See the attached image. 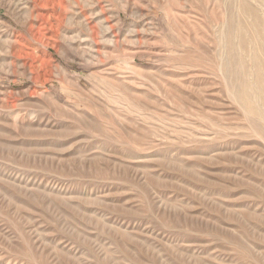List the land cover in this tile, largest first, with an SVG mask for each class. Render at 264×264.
I'll list each match as a JSON object with an SVG mask.
<instances>
[{
  "label": "rangeland",
  "instance_id": "rangeland-1",
  "mask_svg": "<svg viewBox=\"0 0 264 264\" xmlns=\"http://www.w3.org/2000/svg\"><path fill=\"white\" fill-rule=\"evenodd\" d=\"M258 72L264 0H0V264H264Z\"/></svg>",
  "mask_w": 264,
  "mask_h": 264
},
{
  "label": "bare ground",
  "instance_id": "bare-ground-1",
  "mask_svg": "<svg viewBox=\"0 0 264 264\" xmlns=\"http://www.w3.org/2000/svg\"><path fill=\"white\" fill-rule=\"evenodd\" d=\"M261 33V32H260ZM240 61V60H239ZM257 72V71H256ZM264 75V74H263ZM257 81H258V84H259V88L262 89L264 87V83H263V76L260 72H258L257 74ZM239 81V80H238ZM246 84H245V81H241L240 84L238 85L235 93L237 94V97L244 101L246 103V94H245V89H246ZM252 96V94H251ZM249 101V100H248ZM251 101V100H250ZM250 105V104H249ZM249 107V106H248Z\"/></svg>",
  "mask_w": 264,
  "mask_h": 264
}]
</instances>
